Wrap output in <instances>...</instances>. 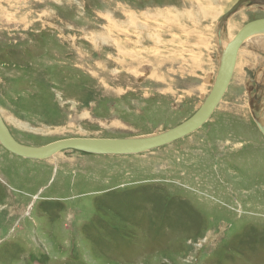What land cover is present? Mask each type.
I'll return each mask as SVG.
<instances>
[{
	"label": "rangeland",
	"instance_id": "374dc122",
	"mask_svg": "<svg viewBox=\"0 0 264 264\" xmlns=\"http://www.w3.org/2000/svg\"><path fill=\"white\" fill-rule=\"evenodd\" d=\"M239 1L0 0L5 125L35 148L179 126L227 43L264 19V0H245L223 22ZM0 264H264V36L241 47L211 119L173 144L45 161L0 144Z\"/></svg>",
	"mask_w": 264,
	"mask_h": 264
},
{
	"label": "water",
	"instance_id": "95a60500",
	"mask_svg": "<svg viewBox=\"0 0 264 264\" xmlns=\"http://www.w3.org/2000/svg\"><path fill=\"white\" fill-rule=\"evenodd\" d=\"M245 0L231 11L234 13ZM264 32V19L246 24L235 36L223 54L220 69L211 93L201 108L187 121L164 133L139 139H87L76 138L58 141L44 147H27L11 135L0 115V144L10 154L23 159L45 161L68 150H76L104 156H134L148 153L173 144L201 129L212 117L226 94L234 70L238 52L244 41L254 34Z\"/></svg>",
	"mask_w": 264,
	"mask_h": 264
},
{
	"label": "bare ground",
	"instance_id": "6f19581e",
	"mask_svg": "<svg viewBox=\"0 0 264 264\" xmlns=\"http://www.w3.org/2000/svg\"><path fill=\"white\" fill-rule=\"evenodd\" d=\"M241 1V0H240ZM239 1V2H240ZM238 4V3H237ZM237 4H236V6H237ZM233 13H232V11H230L229 13H227L225 16H224V18H223V22L224 21H226L231 15H232ZM222 22V23H223ZM253 22V21H252ZM250 23V22H249ZM242 29V28H241ZM240 29V30H241ZM237 35V34H236ZM235 35V36H236ZM258 36H264V32H260V33H258V34H254V35H252V36H249V38H247L245 41H244V43L247 41V40H250V39H252V38H254V37H258ZM235 38V37H234ZM234 38H233V40H234ZM232 40V41H233ZM262 40V39H261ZM232 41H230L229 43H227V45L224 47V52H225V50L228 48V46L230 45V43L232 42ZM243 43V44H244ZM243 44L241 45V47L243 46ZM263 44V43H262ZM241 49V48H240ZM240 51V50H239ZM224 54V53H223ZM238 55H239V52H238ZM237 59H238V57H237ZM236 64H237V62H236ZM235 71V70H234ZM54 157V156H53Z\"/></svg>",
	"mask_w": 264,
	"mask_h": 264
}]
</instances>
